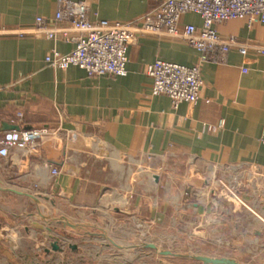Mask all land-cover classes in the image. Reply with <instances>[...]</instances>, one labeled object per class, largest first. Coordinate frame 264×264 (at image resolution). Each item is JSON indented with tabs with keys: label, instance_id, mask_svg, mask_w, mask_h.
I'll return each instance as SVG.
<instances>
[{
	"label": "crops",
	"instance_id": "crops-1",
	"mask_svg": "<svg viewBox=\"0 0 264 264\" xmlns=\"http://www.w3.org/2000/svg\"><path fill=\"white\" fill-rule=\"evenodd\" d=\"M59 1L0 0V142L11 126L48 132L33 152L0 155V186L39 201L0 190V264H158L151 263L160 257L154 250L133 249L175 237L212 242L219 229L242 230L251 259L216 257L264 264V54L256 48L264 49V24H217L221 36L249 45L247 54L233 48L224 61L205 63L198 101L174 108L167 96L152 95L147 67L158 59L193 66L195 49L180 39L137 32L124 77L54 69L47 54L54 48L67 54L74 43L31 30L37 17L54 22ZM69 1H87L93 20L120 23L134 22L162 2ZM183 21L202 24L192 14ZM52 168L59 174L53 176ZM192 169L205 175V185L198 177L189 180ZM236 180L247 207L223 188ZM59 217L89 225L130 250L66 229L54 220ZM103 221L120 223L131 244L99 228ZM53 237L62 251H53Z\"/></svg>",
	"mask_w": 264,
	"mask_h": 264
},
{
	"label": "built area",
	"instance_id": "built-area-1",
	"mask_svg": "<svg viewBox=\"0 0 264 264\" xmlns=\"http://www.w3.org/2000/svg\"><path fill=\"white\" fill-rule=\"evenodd\" d=\"M196 15L201 26L185 23V15ZM87 1L60 0L52 24L37 17L31 32L54 42H73L74 49L63 54L56 48L46 56L45 62L54 69L67 70L78 67L89 77H124L128 74V50L135 33L167 36L180 39L199 53L193 66L156 60L147 67L152 78L154 96H167L174 108L180 103L195 104L203 86L202 67L210 61L222 62L233 48L246 55L249 45L236 37L221 36L216 25L236 20L264 24V0H162L153 10L134 22L120 23L104 19L93 20ZM66 26H60L61 23ZM264 54L262 47H256ZM244 73L247 69H242ZM223 121H220L221 126ZM46 129L11 130L4 133L0 142V155L7 156L12 149L33 152L47 134ZM264 145V137L261 139ZM51 174H59L52 168ZM224 187L242 207L247 202L239 196L242 183Z\"/></svg>",
	"mask_w": 264,
	"mask_h": 264
},
{
	"label": "rangeland",
	"instance_id": "rangeland-1",
	"mask_svg": "<svg viewBox=\"0 0 264 264\" xmlns=\"http://www.w3.org/2000/svg\"><path fill=\"white\" fill-rule=\"evenodd\" d=\"M164 174L165 173H163V175ZM118 218L120 219V216ZM119 222H122V221H119ZM102 223L98 224L99 226L98 225L97 226L99 228H104L108 231L113 232L118 237L121 236V233L119 231L121 230L122 225H120V223L116 221L114 222L111 221V223L107 221H103ZM228 231L220 230V229L217 230L215 232V237L217 239L216 240L214 239V241L212 242L210 241L211 239L210 237H208V239H206L205 241L195 242V243L191 242V239H189L188 237H185L187 240L186 242L180 241L179 238L175 237V238L164 239L163 242L161 241L163 243L161 245L163 249L169 247L174 252L202 253V254H207L210 256H227V255L240 256L244 260L245 259L250 260L251 255L245 253V250H246L245 248L249 249L250 245L245 242V236L243 235V232H241L242 230H237L236 232L232 230H228ZM120 238H117V240L120 241ZM122 238L121 240H123L124 242H129L131 244V241L128 238H124V237ZM254 248H256V246H254ZM151 261H152L151 263H155L156 261H159L160 263L158 264H188V263H191L190 261H185V260L175 259V258H165V257L163 258L159 257L157 259L154 258Z\"/></svg>",
	"mask_w": 264,
	"mask_h": 264
},
{
	"label": "water",
	"instance_id": "water-1",
	"mask_svg": "<svg viewBox=\"0 0 264 264\" xmlns=\"http://www.w3.org/2000/svg\"><path fill=\"white\" fill-rule=\"evenodd\" d=\"M8 129L9 130H14V129H16V127L11 126ZM195 177L200 178L203 185L206 184L205 175L203 173H199L198 175H195V170L192 169L190 171V173H189V180H191L192 178H195ZM154 180L156 182L159 181V177L158 176H154ZM0 184H1V179H0ZM0 190L4 191V192L13 193L15 195H20V196H23V197H27L29 199L34 200L36 203H39L38 198L35 197L34 195L30 194V193H23V192L18 191V190L14 189V188H4L2 186H0ZM47 218L48 219H53L52 217H47ZM54 220L58 224L62 225L64 228L69 229V230H71L73 232L83 231L89 236H102L111 245L117 247L118 249H120V250H128V251L130 250V249H127L124 246L120 245L119 243H117L114 239H112L108 235L99 234V233H92L91 231H89V228H90L89 225L80 224V223H73V222L69 221L68 219H66L64 217L55 218ZM54 239H55V241L52 244L53 251H62V248H61V246L59 244V238H54ZM71 248L76 249L77 246L76 247L72 246ZM143 249H152L160 257L181 259V260H185V261L196 262V263H199V264H244V263H241V262L237 261L236 259H232V258L216 257V256H210V255L202 254V253L174 252L172 250H165V249H163L161 243H159V242H148V241L141 242L133 250L134 251H141ZM250 264H253V263H250Z\"/></svg>",
	"mask_w": 264,
	"mask_h": 264
}]
</instances>
